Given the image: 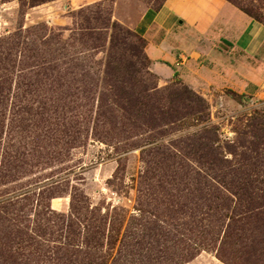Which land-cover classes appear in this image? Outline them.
Wrapping results in <instances>:
<instances>
[{"label":"rangeland","instance_id":"374dc122","mask_svg":"<svg viewBox=\"0 0 264 264\" xmlns=\"http://www.w3.org/2000/svg\"><path fill=\"white\" fill-rule=\"evenodd\" d=\"M28 2L0 0V176L8 174L0 240H38L59 257L72 239L92 243L91 259L78 264H167L159 259L169 256L179 258L172 264H264V94L198 93L181 79L161 80L142 61L133 26L165 0ZM232 2L264 22V0ZM154 85L190 88L203 113L169 126L137 123L127 98L153 94ZM173 145L183 150L170 187L145 171ZM17 248L0 254L34 264L25 259L38 258L33 248Z\"/></svg>","mask_w":264,"mask_h":264},{"label":"crops","instance_id":"0c3cea01","mask_svg":"<svg viewBox=\"0 0 264 264\" xmlns=\"http://www.w3.org/2000/svg\"><path fill=\"white\" fill-rule=\"evenodd\" d=\"M101 0H70L72 7ZM133 29L161 80L181 79L194 91L264 94V24L227 0H165Z\"/></svg>","mask_w":264,"mask_h":264},{"label":"trees","instance_id":"16d2710c","mask_svg":"<svg viewBox=\"0 0 264 264\" xmlns=\"http://www.w3.org/2000/svg\"><path fill=\"white\" fill-rule=\"evenodd\" d=\"M48 1H50V0H29L28 4L30 7H33V6L48 2ZM227 1H229L230 3L235 5L237 8H239L240 10L245 12L247 15H249L253 19L264 24V22H262L259 18H257L255 15H253V13L251 11H248V10L238 6V4H236L235 2H232V0H227ZM136 37L138 38V40H140L142 42V47L144 49L145 56L142 58V61L146 60V61L150 62L151 60L149 59V57L147 56L146 51H145L146 46H147V41L143 37L138 35L137 33H136ZM0 80H3L1 75H0ZM3 83H4V81H0V90L2 89ZM178 86H179L178 84H174L175 88H177ZM147 90L154 91L155 93L152 94L150 92L151 94H149V92H148L147 93L148 95H146V96L142 95L140 97L138 95L137 96L132 95L131 97L127 98V102L129 101L128 103L131 105L132 115L135 116L137 123H138V121L141 122V121L148 119L151 121L150 123H154V124H158V125L162 126L163 122H164L165 123L164 126H169V124L177 122L182 117L185 118L188 115H191L193 112L203 113V98L200 97L197 93H195L193 90H191L188 87H184L182 89V91L180 89V90L173 92V91H171L172 87H170V86H165L164 88L160 89L159 86L154 85V86L148 88ZM147 90L143 91V93H145ZM169 90L174 94H169V96H167V97H164L161 95L163 92H168ZM187 107H190L192 110L187 111L186 110ZM161 122H162V124H161ZM134 123L135 122H133V125H134ZM151 125H153V124H151ZM133 128H131V129L134 130ZM135 128H138V126ZM217 141L218 140H214V141H211V143L215 144ZM173 150L171 151V155L166 157V159L162 158L161 160L153 161V165H156V168L154 166H149V168H148V164H147V169L145 171V175H151L154 177H157V175H161V176H163V179L166 181V183H168V185L170 187H174L175 183L178 180V176H180L177 172L178 168L176 166L175 158H177L179 155L182 154L183 149L178 148L177 146L173 145ZM3 159L1 160L2 169L4 171L9 172V173H13L12 171H13V169H16V167L14 165H12V163H10V160H9V158H7V156H4ZM171 159L173 160V162L169 161ZM7 175L8 174H3V173L1 174L0 185L3 184L2 183L3 179ZM245 180L246 179H244V178H242L241 180L238 179L237 180L238 182L237 183L234 182L233 185L236 184V186L239 187V189L246 187ZM226 189L232 190L233 186H231L230 188L226 187ZM151 191H153V190H151ZM156 191L157 190H154V192H156ZM161 191H164V190H161ZM144 195H146V193ZM184 206L187 207L186 205H184ZM168 209H170L169 206H168ZM181 211L186 214V212H184L183 209H181ZM143 212H145V210ZM64 224L65 223L63 222L62 227H60V230H62L61 236L65 235ZM70 228H72V227L70 226ZM26 235H27L26 233L21 234V236H23V237H26ZM18 236H20V234L17 233V235L14 238L17 239ZM8 237L12 238L11 235H9ZM40 237H42V236H40ZM19 240H18L17 244H13V245H11V244L13 243L14 240H11L12 242L10 244H6L0 240V250L4 249V248L5 249L6 248H9V249L12 248L13 249V247L16 246V247H18L16 250H18V251L22 250V254H23L25 251L29 250L30 248L32 249L33 246L36 244L35 248H33V249L35 250L34 253L36 254V256H38V258L37 257H34V258L28 257V255H25L26 256L25 259H29L30 262L32 261L34 264L40 263L41 261H52V260H54V262H57V263L60 262L61 264H78L80 262L84 263V262H87V260L91 259L89 251L94 250L92 243H91L90 248H89L84 243L78 244L75 239H72V242H73L72 244H63V247H65V248L64 249L62 248L61 250H64L65 254L63 255V257H59V256H57V255H59L58 250H60L58 248H56V250L53 249L52 251H46L45 252L43 249L42 243L38 240H35L34 242L33 241L29 242V240H24V239H19ZM45 242H47V241H45ZM166 250H168V249L165 248L162 251L164 253H166ZM56 251L58 254L56 253ZM0 255H2L0 257V260L3 262L2 264H6V263L16 264V263H18V259H16L13 256L12 251L10 253L2 251V253ZM195 255L196 254H193L190 258L195 257ZM30 256H32V255H30ZM190 258H188V259H190ZM178 259L179 258H177V256L175 259L170 258V256H169V257H160L159 261L167 263V264H172V263H175V261H178ZM180 260L184 261L185 259L183 257H181ZM95 264H103V262L100 261L99 263H95Z\"/></svg>","mask_w":264,"mask_h":264}]
</instances>
